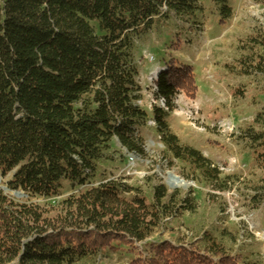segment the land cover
Listing matches in <instances>:
<instances>
[{
  "label": "trees",
  "instance_id": "trees-1",
  "mask_svg": "<svg viewBox=\"0 0 264 264\" xmlns=\"http://www.w3.org/2000/svg\"><path fill=\"white\" fill-rule=\"evenodd\" d=\"M219 26L232 18L231 0H210ZM200 12L199 0H0V264H79L132 250L153 238L164 220L181 215L186 200L153 189L147 202L108 181L85 188L106 160L112 141L145 156L139 129L155 125L164 154L209 186L221 171L171 132L174 100H194L189 66H169L156 81L164 109L150 117L138 106L136 55L178 37ZM236 75L264 82V34L240 41ZM238 92V91H237ZM240 95V92H238ZM264 172V110L234 140ZM197 249L150 246V259L131 264H244L206 234ZM147 244V243H146ZM145 244V245H146Z\"/></svg>",
  "mask_w": 264,
  "mask_h": 264
},
{
  "label": "rangeland",
  "instance_id": "rangeland-1",
  "mask_svg": "<svg viewBox=\"0 0 264 264\" xmlns=\"http://www.w3.org/2000/svg\"><path fill=\"white\" fill-rule=\"evenodd\" d=\"M199 4L195 20L180 25L183 29L178 37L161 43L152 40L154 49L137 53V81L141 88L138 106L149 117L152 108L164 109L163 102L156 99L158 74L169 66L192 67L195 98L176 97L167 122L182 145L196 149L219 168V186L224 189L218 191L217 187L203 183L184 166L167 158L152 122L138 132L145 156L130 155L116 140L112 141L90 186L67 191L54 200L32 199L29 203L55 207L79 192L115 181L147 202L151 201L155 187L164 186L168 195L177 194L186 200L185 208L189 211L164 220L146 245L79 264L147 262L151 245L166 242L197 249L206 234L222 244L228 256L240 258L244 264H264V172L234 143L264 110V82L238 77L235 69L240 57L238 43L255 33L264 34V0H231L232 18L224 26H219L210 0H199ZM168 176L191 187L171 189L166 184ZM6 182L0 178L1 191L6 189ZM3 192L15 198L14 193Z\"/></svg>",
  "mask_w": 264,
  "mask_h": 264
},
{
  "label": "bare ground",
  "instance_id": "bare-ground-1",
  "mask_svg": "<svg viewBox=\"0 0 264 264\" xmlns=\"http://www.w3.org/2000/svg\"><path fill=\"white\" fill-rule=\"evenodd\" d=\"M167 184L171 185L172 187H180V188L191 187L190 184L183 182V181H179L178 179H175V178L167 179Z\"/></svg>",
  "mask_w": 264,
  "mask_h": 264
},
{
  "label": "water",
  "instance_id": "water-1",
  "mask_svg": "<svg viewBox=\"0 0 264 264\" xmlns=\"http://www.w3.org/2000/svg\"><path fill=\"white\" fill-rule=\"evenodd\" d=\"M173 177H171V176H168V179H172ZM167 184V183H166ZM167 186L169 187V188H171V189H174L175 187H172L171 185H169V184H167ZM185 189V188H184ZM5 190H7V189H4L3 191H5ZM14 197L15 198H23V195H22V193H20V192H18V193H14Z\"/></svg>",
  "mask_w": 264,
  "mask_h": 264
},
{
  "label": "built area",
  "instance_id": "built-area-1",
  "mask_svg": "<svg viewBox=\"0 0 264 264\" xmlns=\"http://www.w3.org/2000/svg\"><path fill=\"white\" fill-rule=\"evenodd\" d=\"M146 243H147V242H146ZM146 243H145V244H146ZM145 244H144V245H145ZM141 245H142V244H141ZM141 245H139V246H141Z\"/></svg>",
  "mask_w": 264,
  "mask_h": 264
}]
</instances>
